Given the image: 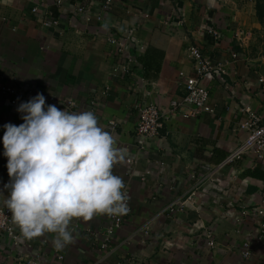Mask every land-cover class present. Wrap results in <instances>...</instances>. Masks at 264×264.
Here are the masks:
<instances>
[{
    "label": "crops",
    "instance_id": "1",
    "mask_svg": "<svg viewBox=\"0 0 264 264\" xmlns=\"http://www.w3.org/2000/svg\"><path fill=\"white\" fill-rule=\"evenodd\" d=\"M103 2L0 0V84L44 90L62 104L71 99L81 112L93 111L99 126L126 151L113 174L124 180L132 213L114 236L108 255L100 244L109 215L98 214L90 221L73 219L70 231L79 229L63 250L53 246L51 233L33 238L30 249L25 243L14 247L2 239L0 264H24L20 257L27 255L38 257L42 264H264V160L249 153L218 170L247 139L240 129L246 109L258 113L264 125V56L250 50L252 32L260 26L256 0H115L107 12ZM79 8L85 12L79 14ZM97 15L102 22L95 19ZM51 20L59 25H44ZM126 31L144 48L134 45L127 53L137 58L136 66L143 67L140 59L148 51H158L150 57L159 65L155 78L138 69L130 77H112L118 54L108 39ZM190 44L225 70L203 83L214 114L196 118L185 117L191 107L170 113L171 102L186 94L180 74L185 78L194 74L187 56ZM144 103L156 104L167 115L159 137L151 141L136 137L137 105ZM58 108L68 111L64 105ZM17 109L9 97L0 96L3 206L10 194L5 189L10 178L4 125L24 123ZM193 191V201L183 210L165 214ZM142 229L148 235L140 233ZM16 230L21 233L17 225ZM210 230L213 247L206 237ZM245 242L251 244L249 260L241 255ZM58 255L64 260L58 261Z\"/></svg>",
    "mask_w": 264,
    "mask_h": 264
},
{
    "label": "clouds",
    "instance_id": "2",
    "mask_svg": "<svg viewBox=\"0 0 264 264\" xmlns=\"http://www.w3.org/2000/svg\"><path fill=\"white\" fill-rule=\"evenodd\" d=\"M17 111L24 123L4 125L10 194L3 204L24 238L51 233L53 246L63 250L74 242L73 219L128 212L124 180L113 174L126 151L99 126L93 111L46 107L40 93Z\"/></svg>",
    "mask_w": 264,
    "mask_h": 264
},
{
    "label": "built area",
    "instance_id": "3",
    "mask_svg": "<svg viewBox=\"0 0 264 264\" xmlns=\"http://www.w3.org/2000/svg\"><path fill=\"white\" fill-rule=\"evenodd\" d=\"M115 0H104L102 4V9L107 12L113 6ZM175 1V0H168ZM58 5L62 4V0H57ZM33 13H37V7L34 8ZM79 14L85 12L84 8L77 9ZM87 22H90L92 18L90 16L85 18ZM95 19L99 22L103 21V17L97 15ZM45 26L59 25V22L56 20L46 21ZM215 37L219 34L214 31H210ZM132 33L129 31L125 32L124 36L118 37L117 35H112L109 37L108 42L110 46L118 54V64L114 67L112 72V77L116 78H126L134 74V70L137 69L144 74L145 70L141 66L137 65V58L128 56V52L134 45L143 50L144 48L140 45L139 41L133 40L131 38ZM125 56V57H124ZM187 56L190 59L194 66V74L191 77H186L185 74L181 73V78L185 79L184 89L186 91L185 96L179 101H172L170 105V113L172 115L176 114L177 111L185 107H191V111L185 114L186 118H196L204 113L214 114V109L211 103V96L209 89L206 88L203 83L211 82L215 79L216 76L221 73H225L223 66L216 64L212 61L210 57L204 55L201 49L195 44H190L187 48ZM238 54L235 52L233 58L236 59ZM137 68H136V67ZM135 67V68H134ZM136 74V73H135ZM142 77V76H141ZM144 80V78L142 77ZM264 86V80H261ZM108 90V89H107ZM37 93L43 94L46 99L47 105H55L57 108L60 105H64L66 109L70 112H81L79 106L75 101L71 99L65 100L64 103L54 96L47 94L44 90L40 89H25L19 90L15 87L0 84V96L9 97L10 102L13 106L19 107L21 103L29 101L31 98L35 97ZM137 110L139 112V121L136 128V137L140 140H155L160 135V130L163 128L164 121L163 116L165 113L153 103H144L138 104ZM245 118L243 119L240 129L247 133V139L243 145L238 147L233 151L229 156H227L224 161L218 166V170L223 169L237 161H240L244 158L245 155L253 153L259 161L264 160V125L262 124L261 116L250 109H246L244 112ZM167 118V115H165ZM164 116V117H165ZM116 123L112 122L111 126L115 127ZM129 162L131 160H128ZM124 191H126L124 189ZM127 194V207L128 212L123 215L109 216L108 224L105 228V233L101 239L100 250L109 254V247L117 232L122 228L126 219L132 213V203ZM196 195V191L191 192L183 200L177 201L173 205L169 206L165 214L172 215L179 210H183L187 202L193 201V197ZM79 226L71 228V231L76 235ZM148 230L142 229L140 233L148 235ZM206 237L208 239V245L210 247L214 246L213 241V232L210 230L207 232ZM7 239L10 244L14 247H20L22 243H25L26 247L29 249L32 247V240L26 239L22 236V233H18L16 230V224L13 223L11 219V213L3 205H0V243L2 239ZM125 244H129L127 240ZM241 255L245 260H249L252 256L251 244L250 242H245L241 247ZM64 256L58 255V261H63ZM20 262L24 264H42L40 259L35 256L27 255L25 257H20ZM101 263V261H100Z\"/></svg>",
    "mask_w": 264,
    "mask_h": 264
},
{
    "label": "trees",
    "instance_id": "4",
    "mask_svg": "<svg viewBox=\"0 0 264 264\" xmlns=\"http://www.w3.org/2000/svg\"><path fill=\"white\" fill-rule=\"evenodd\" d=\"M256 15L260 24H264V0H256ZM158 53V51H148L144 57L140 59L143 64L146 77L155 78L159 73V65L155 64L154 60H151L150 57H155L152 53ZM160 57H163L162 54Z\"/></svg>",
    "mask_w": 264,
    "mask_h": 264
},
{
    "label": "rangeland",
    "instance_id": "5",
    "mask_svg": "<svg viewBox=\"0 0 264 264\" xmlns=\"http://www.w3.org/2000/svg\"><path fill=\"white\" fill-rule=\"evenodd\" d=\"M259 25L258 30L252 32L253 45L250 46V50L252 55L264 56V24L259 22Z\"/></svg>",
    "mask_w": 264,
    "mask_h": 264
}]
</instances>
